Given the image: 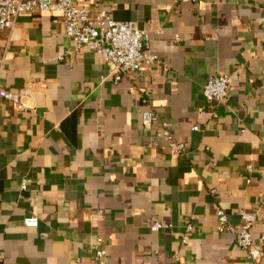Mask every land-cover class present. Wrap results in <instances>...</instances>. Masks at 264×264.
Returning <instances> with one entry per match:
<instances>
[{
	"label": "crops",
	"instance_id": "1",
	"mask_svg": "<svg viewBox=\"0 0 264 264\" xmlns=\"http://www.w3.org/2000/svg\"><path fill=\"white\" fill-rule=\"evenodd\" d=\"M77 3L133 22L156 60L115 84L58 12L0 32V88L26 91L22 110L0 98V264H264L216 228L219 211L233 225L244 211L264 236V0ZM219 74L233 91L209 104ZM148 106L158 121L143 126Z\"/></svg>",
	"mask_w": 264,
	"mask_h": 264
},
{
	"label": "built area",
	"instance_id": "2",
	"mask_svg": "<svg viewBox=\"0 0 264 264\" xmlns=\"http://www.w3.org/2000/svg\"><path fill=\"white\" fill-rule=\"evenodd\" d=\"M183 3H193L196 0H177ZM36 12H58L64 24L65 35L71 40L75 48L88 49L99 54L108 66L112 80L116 84L127 73H135L144 65H149L156 60V57L146 51L145 41L147 34L144 30L138 29L131 21H117L106 11L95 12L80 6L77 0H0V32L10 30L17 18L22 14ZM2 51L0 50V60ZM233 87L230 79L224 74L213 75L207 78L203 85V95L207 103L217 104L229 100ZM26 91L13 93L0 88V98L12 101L18 110L26 108L22 98ZM147 103L146 100H143ZM157 114L148 107L141 113L143 126L157 122ZM160 135L170 142L171 152L174 155H181L184 151V144L173 142L170 133V124L160 121ZM197 130V127H193ZM27 179H22L20 187L26 189ZM240 222L237 225L230 224L224 212L217 213V230L221 233L231 234L235 245L243 251L247 258L257 262L263 256L262 245L264 236H261L257 243L252 240L251 230L256 222V215L239 211ZM26 228H36L38 219L34 216L24 219ZM164 225L155 222L150 227L151 231H157ZM192 225L185 226L186 233L181 241L186 242L187 233L192 230ZM101 239L96 242V259H101L104 250L99 248Z\"/></svg>",
	"mask_w": 264,
	"mask_h": 264
}]
</instances>
